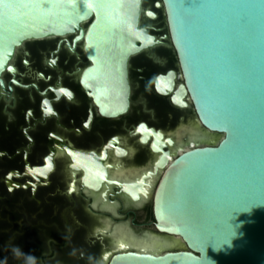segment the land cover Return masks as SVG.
<instances>
[{
  "label": "flooded vegetation",
  "instance_id": "af4514ba",
  "mask_svg": "<svg viewBox=\"0 0 264 264\" xmlns=\"http://www.w3.org/2000/svg\"><path fill=\"white\" fill-rule=\"evenodd\" d=\"M155 1L142 0L140 27L158 42L129 55L128 107L120 113L102 112L95 83L82 82L93 62L79 31L16 48L15 71L0 83V264H107L115 253L146 251V234L166 250L177 245L178 236L156 227V185L173 158L219 134L181 88ZM122 98L98 100L112 107Z\"/></svg>",
  "mask_w": 264,
  "mask_h": 264
},
{
  "label": "water",
  "instance_id": "95a60500",
  "mask_svg": "<svg viewBox=\"0 0 264 264\" xmlns=\"http://www.w3.org/2000/svg\"><path fill=\"white\" fill-rule=\"evenodd\" d=\"M155 7L165 14L181 88L219 135L178 154L156 185V227L178 236L177 245L115 253L107 264H264V0H156ZM141 9L142 0H0V83L15 71L11 60L24 41L79 31L93 62L82 82L95 83L102 112L124 111L127 59L158 42L140 27ZM119 94L117 106L98 100Z\"/></svg>",
  "mask_w": 264,
  "mask_h": 264
},
{
  "label": "bare ground",
  "instance_id": "6f19581e",
  "mask_svg": "<svg viewBox=\"0 0 264 264\" xmlns=\"http://www.w3.org/2000/svg\"><path fill=\"white\" fill-rule=\"evenodd\" d=\"M184 129V128H183ZM190 131V130H189ZM186 132V131H185ZM193 132V131H192ZM196 132V131H195ZM185 134V133H184ZM210 134V133H209ZM183 135V134H182ZM181 136V135H180ZM182 137V136H181ZM192 137H193V134H192ZM178 138H180L179 137V135H178ZM204 139H208V137L207 138H204ZM210 139V138H209ZM213 139V138H212ZM179 140V139H178ZM200 140V139H199ZM203 140V139H202ZM211 141V140H210ZM213 141V140H212ZM179 142V141H178ZM181 142V141H180ZM181 144V143H180ZM184 147V146H183ZM183 147H181V148H183ZM180 149V148H179ZM104 204V203H103ZM109 207V206H108ZM122 228H123V226H122ZM126 228V227H125ZM118 230V229H117ZM120 230V229H119ZM126 230H128V229H126ZM113 231V230H112ZM130 231V230H129ZM126 232V231H125ZM128 232V231H127ZM126 232V236L128 237V233ZM121 233H123V232H121ZM133 233V232H132ZM135 234V233H134ZM145 234V233H144ZM125 235V234H124ZM118 236H119V234H118ZM130 236H132V235H130ZM129 236V237H130ZM158 236V235H157ZM121 237H122V234H121ZM136 237V236H135ZM161 237V236H160ZM163 237V236H162ZM119 238V237H118ZM123 239V238H122ZM132 239V238H131ZM135 239V238H134ZM139 239V238H138ZM138 239H136V240H134V242L135 241H137ZM139 240H141V239H139ZM126 241V240H125ZM165 241H167L166 239H165ZM168 242V241H167ZM173 242V239H172V241H170V243H172ZM119 243V242H118ZM132 243V242H131ZM135 243H137V242H135ZM134 243V244H135ZM142 243H144V244H142L143 246H142V249H144V250H151V251H161V250H163V249H165L167 246H168V244H164V243H161V239H159L158 237H156V235H152V236H150V235H148V234H146V239L144 240V242H142ZM133 244V245H134ZM139 244V243H138ZM141 244V243H140ZM139 244V245H140ZM127 245V244H126ZM176 245V244H175ZM123 246H125V244H123ZM129 246V245H128ZM141 246V245H140ZM170 246V245H169ZM168 246V247H169ZM141 248V247H140Z\"/></svg>",
  "mask_w": 264,
  "mask_h": 264
}]
</instances>
